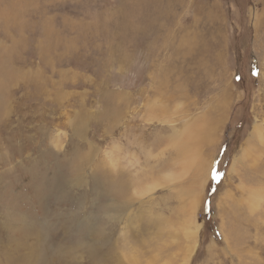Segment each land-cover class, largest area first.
<instances>
[{
	"label": "rangeland",
	"instance_id": "obj_1",
	"mask_svg": "<svg viewBox=\"0 0 264 264\" xmlns=\"http://www.w3.org/2000/svg\"><path fill=\"white\" fill-rule=\"evenodd\" d=\"M0 249L264 264V0H0Z\"/></svg>",
	"mask_w": 264,
	"mask_h": 264
},
{
	"label": "bare ground",
	"instance_id": "obj_2",
	"mask_svg": "<svg viewBox=\"0 0 264 264\" xmlns=\"http://www.w3.org/2000/svg\"><path fill=\"white\" fill-rule=\"evenodd\" d=\"M253 129H258V127H257V125H255L254 126V128ZM190 136H191V134L189 133V134H187L186 135V137H185V139H184V142H182L181 143V150H182V152L179 150V148L177 147L176 148V156H180V155H183V156H187V154H185L184 152H185V150H186V152L189 150V144H192V148H193V150L195 151V149L197 148V145H198V143H197V140H198V138L197 137H193L192 139L190 138ZM191 142V143H190ZM249 146L250 145H246V146H244L243 148H244V151L246 152L248 149H249ZM195 148V149H194ZM193 154H195V152L193 153ZM198 156H197V154L195 155V160H194V162H198ZM152 189V187L151 186H146V188H145V191H143V192H140V193H138V196L140 197V195H142V194H146L147 192L146 191H150ZM193 193V194H192ZM196 193H197V191L195 192V191H193V192H191L190 194L193 196L192 197V200H191V209H192V214L190 215V217H189V220L191 221L190 222V224H188L189 225V227H191L192 229V234H191V237H195L196 236V234H198L197 232H198V228H199V226H198V223H197V221H196V218H195V216H194V214H195V206L197 205V202H196V198L194 197V196H196ZM137 196V197H138ZM184 210V209H183ZM21 215V214H20ZM21 217V216H20ZM17 219V218H16ZM77 222V221H76ZM15 226H17V225H15ZM89 226H91V224H89ZM7 228V227H6ZM7 231H8V229H7ZM85 232V231H84ZM37 233V232H36ZM8 234V233H7ZM10 234H11V232H10ZM19 237V236H18ZM16 238V237H15ZM12 240V239H11ZM17 241H19V240H17ZM196 241V240H195ZM91 249V248H90ZM0 251H1V249H0ZM3 258V257H2ZM14 261V260H13ZM21 261V260H20ZM9 262V261H8ZM18 262V261H17ZM12 263V262H11ZM16 263V262H15ZM22 263H24V259L22 260ZM6 264H8V263H6Z\"/></svg>",
	"mask_w": 264,
	"mask_h": 264
},
{
	"label": "snow or ice",
	"instance_id": "obj_3",
	"mask_svg": "<svg viewBox=\"0 0 264 264\" xmlns=\"http://www.w3.org/2000/svg\"><path fill=\"white\" fill-rule=\"evenodd\" d=\"M213 178L215 179V176H213Z\"/></svg>",
	"mask_w": 264,
	"mask_h": 264
}]
</instances>
